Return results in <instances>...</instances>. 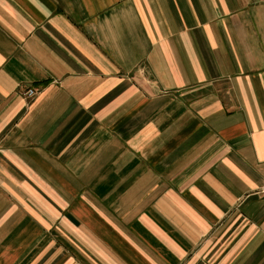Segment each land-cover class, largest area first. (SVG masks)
I'll return each mask as SVG.
<instances>
[{
    "label": "crops",
    "instance_id": "0c3cea01",
    "mask_svg": "<svg viewBox=\"0 0 264 264\" xmlns=\"http://www.w3.org/2000/svg\"><path fill=\"white\" fill-rule=\"evenodd\" d=\"M0 264H264V0H0Z\"/></svg>",
    "mask_w": 264,
    "mask_h": 264
},
{
    "label": "built area",
    "instance_id": "2783aa9c",
    "mask_svg": "<svg viewBox=\"0 0 264 264\" xmlns=\"http://www.w3.org/2000/svg\"><path fill=\"white\" fill-rule=\"evenodd\" d=\"M35 95H36V93H35L34 91H29V92L26 94V97H27V98H33Z\"/></svg>",
    "mask_w": 264,
    "mask_h": 264
}]
</instances>
